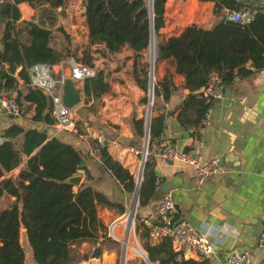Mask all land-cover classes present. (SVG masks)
<instances>
[{
  "label": "trees",
  "instance_id": "1",
  "mask_svg": "<svg viewBox=\"0 0 264 264\" xmlns=\"http://www.w3.org/2000/svg\"><path fill=\"white\" fill-rule=\"evenodd\" d=\"M22 1H28L35 8L41 5V14H48L50 25H53L54 9L62 7L61 12L65 13L68 0L0 1V19L6 21L0 38V91L18 87V78L12 72L21 64L19 75L29 87L25 96L37 101L33 123L11 120L0 130V199L4 193H9L16 195L23 204L22 209L15 203L0 210V264H29L20 240L22 227L26 229L37 264H77L78 245L83 241H90L93 245L91 256L101 254V242L112 240L117 243L112 236L107 238L106 234H102L103 238L100 237L99 231L106 225L99 216L98 206L116 207L118 213L126 211V206L111 199L104 189H98L93 184L95 175L90 167L99 165L100 171L108 170L129 191L135 188V176L110 153L106 143L98 144V155L95 156L56 134H48L47 128L56 122L50 114L51 99L41 88L30 84L29 67L38 62H58L66 54L51 45L53 30L43 20L24 22L27 32L25 39L20 31L15 30V22L21 18L19 3ZM83 2L89 42L104 43L111 53L128 45L134 52V78L146 92L149 88L150 62L149 59L143 61V57L153 32L159 36L156 60L172 57L176 71L185 75V86L191 90L184 108H194V100L199 102L196 107L198 118H194L193 123L199 124L209 110L211 101L199 96L196 90L207 83L211 72L219 73L227 86L235 82L236 76L243 78L264 68V0H215V21L211 26L191 22L180 34L167 39L160 37V29L165 24L166 0H154L153 27L149 0ZM243 8L252 12L251 22L242 23L229 17L231 10ZM88 51L85 49V56L81 60L91 63ZM4 62L10 64L9 69L4 68ZM177 87L170 69L165 78L154 81L155 95L163 93L165 98H169ZM109 89L110 83L103 70L83 80L86 102L91 96L99 97ZM22 93L20 91V98ZM147 98L146 94L144 99ZM42 122V127H38ZM144 123V118L133 119L139 134L144 132ZM163 126L162 115L152 117L151 134L158 136ZM19 165L18 175L9 174ZM150 167V157H147L140 203L147 202L155 192L156 175ZM79 169L85 171L83 181L78 185L67 181ZM150 173L154 176L152 184L147 182ZM144 246L149 257L160 259L162 264H210L207 258L176 260L168 238L159 243L146 239ZM89 256L88 253L84 254L85 258Z\"/></svg>",
  "mask_w": 264,
  "mask_h": 264
},
{
  "label": "crops",
  "instance_id": "2",
  "mask_svg": "<svg viewBox=\"0 0 264 264\" xmlns=\"http://www.w3.org/2000/svg\"><path fill=\"white\" fill-rule=\"evenodd\" d=\"M66 4L65 13L61 12L62 7L54 9L55 23L50 25L49 15L41 14V5L35 8L28 1L20 2L21 18L15 22V30L20 31L25 39L27 32L24 22L43 20L53 30L51 45L66 54L60 61L82 56L85 49H89L91 63H97L99 70L104 71L110 89L99 97L91 96L86 102L83 82L78 83L83 98L72 107L74 119H77V131L59 128L55 123L51 126L55 128L54 134L85 152L89 151L90 155L97 156L98 143L95 141V135L103 133L110 153L129 168L134 176L141 173L145 152L146 159L150 157V168L154 169L156 175V186L155 192L147 202L140 203L138 200L136 214H147L157 196L171 191L177 202L176 218L202 229L209 227V236L215 248L213 254L207 258L210 264H224L227 254L233 249H247L252 254V264H264V247L258 244L259 236L264 230V68L243 78L236 76L232 85H224L223 96L215 99L206 98V101H211L208 108L211 122L203 130L193 132L191 128L198 123L191 121L198 118L196 107L199 106V102L194 100V108H184L185 99L191 91L185 86V75L176 71L172 57L155 60L157 64L154 66V80L165 78L170 69L173 72V81L178 87L171 92L169 98H165L163 93L159 95L154 93L152 117L162 115L164 126L158 136L150 132L154 137L149 140L145 151L150 77L146 92L133 75V50L125 45L121 50L111 53L104 43H90L83 0H68ZM214 8L215 0H166L165 24L160 29V37L167 39L171 35L180 34L191 22L211 26L215 21ZM5 24L6 21L0 19V38L3 36ZM158 38L159 36L155 35V44ZM2 47L4 48V43ZM146 59L150 62L147 51L143 61ZM60 61L52 63L55 72L60 69ZM3 66L9 69L10 64L4 62ZM21 67V64L17 65L12 73L18 78V87L23 92L21 102L26 109L25 123L31 124L37 101L27 99L25 96L29 87L19 75ZM42 91L48 94L46 90ZM146 94L147 100L144 99ZM134 118L145 119L143 134L137 132L133 124ZM11 120L10 114L4 113L0 107V130ZM166 140L171 141L180 151L197 149L195 154L203 162L212 158L220 160L221 156H225V161L221 164L222 170L208 176L200 185L192 165L181 160L164 158L161 145ZM23 163L24 161L21 165ZM21 165L9 174L18 175ZM90 168L95 175L93 184L98 189H104L111 199L121 202L127 210V205L122 199L126 197L127 192L124 183L112 176L108 170L100 171L99 165L95 167L92 165ZM153 181L154 176L152 177L150 173L147 182L152 184ZM136 182L137 180L135 184ZM15 203L22 209L21 199L16 195L4 193L0 199V210ZM100 210L109 214L117 211V208L100 204L99 214ZM124 213L119 212L117 216ZM104 220L108 222L107 218ZM124 221L116 224L123 229V235L115 232V225L111 227L113 233L122 237V240L127 234L128 226ZM138 226V238L142 244L140 247L144 252L148 253L144 246L146 239L153 243L164 240L152 241L148 232L140 224ZM20 240L25 252L27 251V263L37 264L25 227L21 228ZM128 240L132 241L131 233H128ZM87 242L90 241H83L81 244ZM91 246L93 247L92 244ZM115 248L103 256L88 258L79 252L77 264H116Z\"/></svg>",
  "mask_w": 264,
  "mask_h": 264
},
{
  "label": "built area",
  "instance_id": "3",
  "mask_svg": "<svg viewBox=\"0 0 264 264\" xmlns=\"http://www.w3.org/2000/svg\"><path fill=\"white\" fill-rule=\"evenodd\" d=\"M2 1V0H0ZM252 12L247 8L234 9L229 12V17L233 20L249 23L252 20ZM71 65V77L76 78L78 83H82L87 77L97 74L99 67L97 63H84L74 58L69 60ZM60 69L54 71L53 64L38 62L29 67L30 84L38 86L51 97L50 114L56 119L59 128L69 131H77V124L74 119L72 107H69L63 99V87L66 82L64 62L60 61ZM199 96L207 99H215L223 96L224 82L222 76L216 71L211 72L205 85L196 90ZM0 107H5L15 116H24L26 109L21 102L20 88L12 87L0 91ZM211 122V113L208 110L199 124L193 126L191 131H200ZM98 144L105 145L106 138L103 133L95 135ZM195 150H178L171 141L162 142L161 153L167 160H181L193 166L197 173L198 183L201 185L205 179L222 170L218 158H212L203 162L195 154ZM78 173L85 175L84 169H79ZM177 202L171 191H166L157 196L153 201V207L144 215L134 214L129 232L135 230L136 223L148 232L152 241L168 238L171 242L175 259L208 258L215 251L213 241L209 234V227L199 228L190 222L176 218ZM116 221L113 225L119 224ZM258 244L264 247V230L261 232ZM142 252L145 264H162L160 259H151L148 253ZM252 254L247 249L231 250L224 261V264H252Z\"/></svg>",
  "mask_w": 264,
  "mask_h": 264
},
{
  "label": "water",
  "instance_id": "4",
  "mask_svg": "<svg viewBox=\"0 0 264 264\" xmlns=\"http://www.w3.org/2000/svg\"><path fill=\"white\" fill-rule=\"evenodd\" d=\"M149 7H150V15H151V23L153 27V20H154V0H149ZM150 48H151V55H150V89H149V104H148V114H147V120H146V142H145V148L144 150L147 151L148 142L150 139H152L154 136L150 134V122L152 118V108H153V98H154V63L156 60V44H155V34L153 32L150 42ZM66 74V82L63 87V99L64 102L69 107H74L76 104H78L80 101H82V92L80 91V88L78 86V80L76 78L71 77V65L68 64L65 69ZM4 113H9L12 120L23 122L25 123V118L23 116H15L14 114L10 113L7 108L3 107ZM38 127H42V124H38ZM92 131V130H91ZM47 132L49 135H53L55 133V128L48 127ZM145 154V152H144ZM143 154L142 158V166H141V173L139 175V178L136 182V187L133 195V200L130 205V209L128 210L126 217L129 218L128 220V226H127V234L125 238L123 239V246H122V254H121V260L120 264H126V254H127V241H128V233L131 228V220L133 219V216L136 212V207L139 200L140 195V187L141 182L143 179V170L145 165L146 157ZM225 161V156H221L219 163L220 165L223 164ZM83 180V174L77 173L67 178V181L72 182L74 184H80Z\"/></svg>",
  "mask_w": 264,
  "mask_h": 264
},
{
  "label": "rangeland",
  "instance_id": "5",
  "mask_svg": "<svg viewBox=\"0 0 264 264\" xmlns=\"http://www.w3.org/2000/svg\"><path fill=\"white\" fill-rule=\"evenodd\" d=\"M88 52L90 54V51H88ZM84 53L85 52H83L82 56H85ZM147 55H148V58H150V55H151V48H150V46L147 49ZM82 56H79V57H76L75 56L73 58L76 59V60H78V61L84 62L83 60H81ZM155 56H156V54H155ZM70 59L71 58H65V60H63L65 69H66V66L68 64H70L69 63V60ZM84 63H87V62H84ZM156 64H157V61H155L154 66ZM75 122L77 123V119L75 120ZM138 174L135 176V180H138L139 175H140V174L139 175ZM135 186H136V184H135ZM106 189L108 190V188H106ZM134 190H135V188L132 191H129V190L126 189V191H127L126 192V197L123 198L121 196L122 199H123V202L127 205V210H126V212L122 216L121 215L120 216H117V213H118L117 211H114L113 213H109L108 214V213H103V211L100 210V214L101 215L99 214V216L101 217V219L104 221V223L106 225L105 227H102V229L99 231L100 237L103 238V235L102 234H106L107 238L109 236H112L114 239H117L116 240L117 243H114L112 240L111 241H106V242H104V241L101 242V244H102L101 245L102 252H101L100 255L103 256V254H105V253L107 254V251H111V250H113V248L116 247L115 248V250H116V259H115L116 264H120L121 254H122V246H123V241L124 240L121 239L122 237L120 238V237L116 236V234L113 233L111 227H112L113 223L116 222V221H122V220L124 221L125 220L124 221V224H128L127 222L129 220V218L126 217V214H127L128 210L130 209V205H131V202L133 200ZM116 191H117V194H118L119 193V188H117ZM108 192L110 193V190H108ZM106 218L108 219V222H105L104 219H106ZM138 228H139L138 223H136L135 230H132L131 229L132 241L131 240H128L129 246L127 247L126 264H145L144 258H143V255H142V252L140 251V250H142V248H141L142 247V244H141V241L138 238V232H139L138 231ZM114 230L118 234H122L123 235V229L121 228L120 225H115L114 226ZM20 237H21V233H20ZM93 250L94 249L91 246V243L90 242H87L85 244H81L80 245L79 252H80V255H84L85 253H88L91 256ZM26 253H27V251H26ZM29 259H31L30 256H29Z\"/></svg>",
  "mask_w": 264,
  "mask_h": 264
},
{
  "label": "bare ground",
  "instance_id": "6",
  "mask_svg": "<svg viewBox=\"0 0 264 264\" xmlns=\"http://www.w3.org/2000/svg\"><path fill=\"white\" fill-rule=\"evenodd\" d=\"M132 221V220H131ZM131 233V231L129 232V234ZM122 239V238H121ZM129 246V244H128V241H127V247Z\"/></svg>",
  "mask_w": 264,
  "mask_h": 264
}]
</instances>
